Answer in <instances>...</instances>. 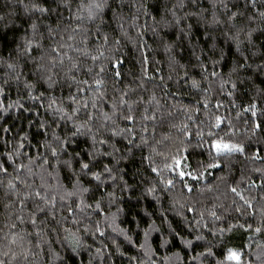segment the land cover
I'll list each match as a JSON object with an SVG mask.
<instances>
[{
  "label": "trees",
  "instance_id": "trees-1",
  "mask_svg": "<svg viewBox=\"0 0 264 264\" xmlns=\"http://www.w3.org/2000/svg\"><path fill=\"white\" fill-rule=\"evenodd\" d=\"M84 2L87 3V0ZM119 2L120 0H112L113 10ZM32 3L54 7L51 0H23V4L31 6ZM80 3L81 0H69L71 11L63 7L60 9L65 26L71 24L75 27L77 22L71 20L70 16L76 12ZM181 3L183 7L180 6ZM228 3L233 11L239 8L245 15L229 22L218 0H195V3L193 0H123V7L119 9L124 17L123 30L112 19V10L106 9L104 19L107 23L102 31L109 35L105 48L111 51L106 50L105 56H116L123 61L119 65L122 76L118 80L114 79L111 64L108 60H103L108 69L103 74L105 99L95 110L91 108V91L80 94L78 99L83 97L84 101L89 102L87 111L96 112L93 129L95 131L100 128L98 139L102 137L109 141L106 145L97 144V147L102 153L112 152V156L98 154L92 160L86 155L91 150V139L81 136L77 138L76 144L59 153L60 163H57V158L52 157L46 143L59 148L52 140L51 133L56 131L63 137L68 134L72 125L57 118V123L61 126L56 127L53 115L47 108L48 97H55L57 106L71 112L75 105L67 97L75 92V85L69 88L70 81L66 79L65 71L58 68L54 70L58 73L54 79H58L59 83L49 89L33 71L32 61L21 56L17 48V45H23L25 38H28L33 39L34 44L39 42L44 50H48L51 41L47 38L46 31L41 28L44 37L37 34L33 38L29 25L31 20L39 23L40 19L44 23L54 24L57 17L49 14L42 18L39 13H35L31 14L30 20L20 0H0V16L4 17L0 20V85L5 79L9 80L0 99L5 106L19 101L29 109L24 111L14 105L7 113L0 111V163L8 168V175L0 173V247L6 243L5 235L9 232L10 225L16 223L15 231L24 229L33 234L29 237L33 244L36 242L37 228L42 230L44 240L48 241L41 245L42 251L37 250L38 256L30 257V264H61L54 253L60 254L64 264H88L97 248H101L103 258L93 259L92 264H217V261L234 264L225 260L229 248L242 253L243 264H264V187H261L264 173L254 170L264 169V159L246 158L251 157L256 149H260V155L264 157V75L251 71L232 73L242 56H248L249 63L253 66L261 62L260 54L264 52V20L259 18L258 12L264 10V0H257L256 8L246 7V0H228ZM142 4L144 8H141ZM134 16L138 17L135 21L132 19ZM248 16H255L256 19L249 21ZM215 19L221 23H214ZM83 26L95 32L94 23L85 20ZM248 31H252L250 40L247 37ZM117 39L120 41L119 45L114 43ZM93 41L89 48L95 55L97 44H103V41H95L94 37ZM70 54L79 57L84 64H92L90 59L77 53ZM32 55L38 56L39 51H34ZM197 56L200 57L199 60ZM144 57H147V63H143ZM214 61L219 63L214 64ZM8 63H17V71L21 73L19 81L13 79L15 73L8 69ZM201 64L207 71L201 68ZM212 71L219 75L211 76ZM93 75L94 73L84 71L76 73L77 79L90 81ZM192 80H196L199 87H192ZM232 82L237 84L235 89ZM26 83L34 85L31 89L34 95L44 93L43 106L41 102L29 99ZM126 88L130 89V101L142 98V103L137 106V135L133 145H129L123 137H112L107 128H101L104 121L100 112L111 114L113 99L120 95L119 90ZM152 95L160 101L158 110L155 103H149ZM253 103L256 104L255 117L251 111L245 110ZM144 108L149 109V114L157 110L158 119L146 122L148 132L143 135L148 139V144L136 147L140 144L139 117ZM217 116L222 121L219 128L214 126ZM84 119L85 110L81 109L79 122ZM29 121L32 122L31 125ZM41 121L48 123L47 136L44 134L45 130L39 128ZM116 123L120 127L131 126L119 119ZM255 123H260L261 127L254 131ZM183 125L188 126L190 137L178 131ZM5 127L10 132L4 133ZM198 132L203 133V136L198 135ZM209 132L213 135L209 136ZM24 134H27L28 139L24 141L25 147L20 149L22 155L14 154L15 163L8 161L5 154L14 152L17 142ZM214 139L243 144L245 155L234 153L220 157L222 167L207 168L209 163L214 162L208 151L210 141ZM181 141L184 142L183 145ZM76 152H80L81 156L72 160V167L65 166L63 161ZM45 156L49 163L42 169L40 165ZM145 156L151 159H143ZM29 157L34 160L31 167L36 173L28 178L29 183L34 182L35 187H40V175H43L45 188L42 190L57 197L56 220L59 223L53 222L50 215L38 214L37 227L34 228L28 222L29 212L35 210L31 200L23 212L25 223L20 224L15 220V216L20 214L19 204L14 203L17 197L9 190L8 180L15 175V164L27 165ZM173 157L180 160L179 168L175 166ZM80 159L90 162L91 171L103 173V166L107 164L113 169L115 179H110L104 173L102 183L94 181L90 175L80 172ZM167 165L172 167H166ZM153 167L158 172H152ZM181 170L191 172L192 175H186L181 180L178 175ZM193 176L197 178L193 179ZM77 178L83 187L90 189L89 192L81 193L74 187ZM168 180H172L173 185L166 188ZM125 182L131 186L130 190H124ZM185 184L191 187V192H188ZM149 187H155L156 192L149 195L146 192ZM232 187H237L245 198L250 199L253 207L247 208L231 191ZM17 188L23 191V186L19 183ZM72 192L76 194L69 196L68 193ZM108 193H113L114 196L110 197ZM61 196L65 198L63 201L60 200ZM81 199L85 204L93 206L96 201H100L103 212L97 214L91 209H85L84 213L76 214V219L81 223L74 224L67 206L75 207ZM190 207L195 210L188 211ZM237 207L241 208V212L236 211ZM212 211L221 219L215 220L210 215ZM105 215L108 217L107 223ZM96 221L105 230L103 237L99 234L95 237L92 235ZM84 224L90 225L88 233L83 232ZM109 224L124 229L131 237V242L118 232H113ZM230 224L236 227L223 234L218 231L221 228L227 229ZM239 225L245 227L241 228ZM258 227L260 232L255 231ZM52 228L56 231H52ZM65 228L82 238L83 246L79 255H74L69 250L64 240L67 235ZM77 228L80 229L79 232ZM145 231L148 232L147 238ZM214 231L215 235L212 234ZM197 236H203L204 239L197 240ZM113 239L120 244L123 255L116 252ZM187 241H192V244L189 246ZM141 244L144 248L140 247ZM208 247L212 248L213 256L207 255ZM201 253L204 255H200ZM132 257L135 260L130 259Z\"/></svg>",
  "mask_w": 264,
  "mask_h": 264
},
{
  "label": "snow or ice",
  "instance_id": "snow-or-ice-1",
  "mask_svg": "<svg viewBox=\"0 0 264 264\" xmlns=\"http://www.w3.org/2000/svg\"><path fill=\"white\" fill-rule=\"evenodd\" d=\"M20 3L23 5L25 13L29 14V19L31 20V14L39 13L40 17H47L49 14L55 15L57 17L55 23H44L43 19L39 20V23L37 20H31V23L29 25L31 33L33 38L39 34L41 38L44 37V33L40 31L41 28H43L47 33V38L51 41L50 47L48 50H44L43 46L36 42L34 44L33 39L25 38L23 45H17L18 52L21 56L27 57L28 60L32 61L33 63V71L40 77V79L45 82L48 85L49 89L54 88L58 83V79H54L55 76L58 75V73L54 70L61 69L65 71V77L69 83V88H71L73 85H75V92L70 93L67 97V99L71 102L72 105H75V107H72L71 112H69L66 108L62 106H57V100L55 97L49 96L48 97V103L47 108L51 111L53 115V123L56 124V127H60V123H57V118L61 122L68 123L70 122L72 125V128L69 129L68 134L65 136L59 135L56 131H53L51 133L52 140L59 145V148L52 147L50 143H46V146L50 148L52 157L57 158V163H60L58 157L59 153L61 151H66L69 146L72 144L77 143L78 137H86L91 139V150H89L86 155L89 156L92 160H95L96 156L99 155H107L112 156V152H104L102 153L101 150L97 147V144L99 145H106L109 143L108 139L105 138H99L100 128H97L95 131L93 129V121L96 120L97 115L95 111H87L89 108V102L84 101L83 97L78 99L80 97V94L86 93L88 91H91L93 93V98L91 99V108L95 110L97 108V105L105 99V92L104 89V78L103 74L108 70L106 65L103 63V60H108L109 64H111V71L113 73L114 79H119L122 76V73L119 71V65L122 64V60L119 57L116 56H105V51H111L110 49H106L105 46L109 42V35L106 32L102 31V28L106 25V21L104 19L106 12V9L112 10V19L116 21L117 27L123 30L124 28V17L119 11L120 8L123 7V0H120L119 3L116 5V9H112V0H87V3L84 2V0H81V3L79 4V7L76 9V12L73 13L70 16L71 20L76 21L75 27H72L71 24L64 25L63 24V17L60 13V9L67 8L69 11H71L69 0H51L52 5L54 7H47L42 4L38 3H32L31 6L27 4H23V0H20ZM193 3H195V0H193ZM219 5L224 9L225 13L227 14V20L229 22L235 21L238 17H243L245 13L243 11H240L239 8H236L235 5H233V8H236L235 11L232 10V8L229 7L228 0H218ZM257 0H246V7L250 6L252 8H256ZM183 7V4L180 5ZM141 8H144V5H141ZM174 14V13H173ZM145 15H147V10L145 9ZM258 16L260 19L264 20V10H261L258 12ZM4 17L0 16V20H3ZM133 21L138 19V17H132ZM256 19L255 16H248V20H254ZM87 20L91 23L95 24V32L93 33L89 28L83 26V22ZM99 21V23H96ZM216 24L221 23L220 20L215 19L213 21ZM179 23V20H177V24ZM135 27V24L132 25ZM153 31H155L153 29ZM183 31V30H182ZM227 36V33H225ZM77 37H79V41L77 42ZM93 37L95 41L102 40L103 44H97V47L95 48V52L97 54H92V50L89 48V44L94 42ZM247 37L249 40L252 37V31L247 32ZM232 39H235V37H231ZM71 41L72 43H69ZM116 45L120 44V41L117 39L114 41ZM239 47V44L237 45ZM214 47V45H213ZM34 51H39L38 56H33L32 53ZM70 53H77L79 56L84 57L85 59H90L92 61L91 65L84 64L83 61L79 59V57L73 56ZM253 55L255 56L256 53L254 52ZM261 62L255 64L253 66L252 63H249V57L248 56H242L241 61L236 62V66L232 69V73L238 74L240 71H251L258 75H264V52L260 54ZM197 60L200 59L199 56L196 57ZM221 58H223L221 53ZM67 61V65H66ZM27 63V61H25ZM99 62V63H97ZM143 63H147V57L143 58ZM215 63H219V61H214ZM204 71H207V69L204 67L203 64L200 65ZM8 69L12 70L15 75L13 76V79L16 81L20 80L21 73L17 71L18 65L17 63H8L7 64ZM98 70H95L97 69ZM81 71L87 72L89 74H93V77L91 81L89 79H77L76 73H79ZM211 76L216 77L219 75L216 71H212L210 73ZM187 76V72H185V77ZM171 77H169L170 79ZM207 77H205L206 79ZM192 87L197 88L199 87V83L196 80H192ZM9 80L5 79L3 81V84L0 85V96H3L6 91V86H8ZM26 86L29 88L28 97L29 99L33 101L41 102V106H43V99H44V93L41 92L39 95H34L31 91L32 88H34V85L27 84ZM143 85L141 84V87ZM232 87L235 89L237 87V84L235 82H232ZM120 95L118 97H115L113 99V102L111 103V114L109 112L101 111L100 115L103 117L104 123L101 124V128H107L110 132L112 137H123L125 140H127L129 145H133L135 143L136 138V130H135V124L137 122V106L142 103V98L139 100H129V91L130 89H124L119 90ZM207 91V89H205ZM167 95V93H166ZM231 95V93H229ZM149 103H155L159 108L160 101L156 98L155 95H152L149 99ZM17 106L18 108L28 111L29 109L25 108L23 104H20L19 101H16L14 103H9L5 106L4 101L0 99V111L7 113L9 109ZM205 106H207V103H205ZM220 105L218 104L217 107ZM81 109L85 110V119L83 122H79V113ZM157 110H154L149 114V109L144 108L143 112L140 114L139 117V123L141 128V135H140V144L136 145V147H140L141 145L148 144V139L146 138L144 133L148 132L147 123L148 121H156L158 119L157 116ZM246 111H251V114L253 117L257 115L256 112V104L253 103L249 106L248 109H245ZM168 115L170 116L171 113L169 112ZM2 118V117H0ZM123 120L127 124L131 126L126 127H120L116 120ZM191 119V117H189ZM221 118L219 116L216 117V123L215 127L219 128L221 124ZM31 121H29V125H31ZM47 127L48 123L47 121H41L39 124V128L44 131V134L47 136ZM173 127H176L173 125ZM261 127L260 123L254 124V131L256 129H259ZM178 131L183 133L186 137H190L191 133L188 131V126L183 125L181 126ZM4 133L10 132V129L5 127L3 128ZM198 135L201 137L203 136V133L198 132ZM209 136H212L213 133L209 132ZM28 139L27 134H24L20 137V140L17 142V147L15 148L14 152L9 151L5 155L7 157V160L10 162L15 163L13 157L14 154L16 156L22 155L20 152V149H23L25 147L24 141ZM7 143V141H6ZM184 142L181 141V145H183ZM114 151H118L114 149ZM131 151V149H129ZM154 151V149H153ZM184 151H187L186 148H184ZM209 156L213 158L212 163H209L207 165V168H220L222 167L220 157L223 156H231L234 153H239L241 155H245V146L241 143H232V142H225L222 139H214L210 141V147L208 149ZM260 149H256V151L252 154L251 157H246L253 160H262L264 157L260 155ZM214 154V155H213ZM81 156L80 152L74 153V156H71L68 160L63 161V164L67 167H72V160L74 158H78ZM145 160H150L151 157L145 156L143 157ZM175 166L179 168L180 166V160L173 157ZM34 163L33 158H28V164L19 163L15 164L14 172L15 175L11 177V179L8 180V188L12 192L16 194L17 200L14 203L19 204V212L20 214H17L15 216V220L19 221L20 224L25 223V217L23 215L25 207H27L28 201H32L34 204V211H30L28 215V222L31 223V225L36 228L37 227V220H38V214H45L50 215L52 218V221L55 223H59V221L56 220V205H57V197L54 194H50L47 190H42L45 188L44 183V177L43 175H40L41 185L40 187H35L34 182L29 183L28 178L35 176L36 173L33 172V168L31 165ZM49 163V160L47 156L43 157V161L40 165V167L43 169L44 165H47ZM79 166H80V172L84 175H90L91 178L94 181L97 182H103L102 176L104 173L108 174V177L110 179H115V177L112 175L113 169L110 168L107 164L103 166V173L100 171H91L90 162H85L83 159L79 160ZM166 167H172L171 165H167ZM256 172L264 173V169L256 168L254 169ZM152 172L156 173L158 172V169L153 167ZM0 173H3L5 175H8V168L5 166L4 163H0ZM50 175V174H49ZM179 177L181 180L184 176H191V172H185L183 170L178 172ZM200 175H203V173H200ZM197 177L193 176V179H196ZM17 183L23 186V191L17 188ZM255 182H253L254 184ZM173 185L172 180H168L165 184L166 188H169ZM74 187H77L78 190L81 193L89 192L90 189L87 187H83L81 181L77 178ZM261 187H264V179L261 181ZM185 188H187L188 192H191V187L187 184H185ZM131 186L125 182L124 184V190H130ZM231 191L235 193L236 196L240 198L241 201H243L244 205L247 206V208H252V201L250 199L245 198V196L238 191L237 187H232ZM146 192L149 195H152L156 192L155 187H149L146 189ZM76 193H68L69 196L75 195ZM110 197H113V193H108ZM65 198L63 196L60 197V200L63 201ZM85 209H91L92 212H95L97 214H100L103 212V209L101 207L100 201H96L94 206L91 204H85L83 199L80 200L79 203L75 205V207H72L71 205L67 206V212L73 216V223L74 224H80L81 221L76 219V214L84 213ZM193 208H188V211H194ZM118 211H121V209H118ZM237 212H241V208H236ZM243 214V213H242ZM210 215L215 220H220L221 217L216 214L215 211L210 212ZM63 219V217H62ZM201 219H203V213H201ZM108 217L105 215V222L107 223ZM112 228L113 232H118V234H121L124 236V238L131 242V237L127 235L126 231L124 229H118L116 227H112L111 224L108 225ZM236 225L230 224L227 229H219L218 231L223 234L225 231H231L233 228H235ZM239 227L243 228L244 225H239ZM248 228H251V225L247 226ZM17 228L16 223H12L10 225L9 232L5 235V241L4 245L0 247V264H30V257H36L39 255V252L37 250L42 251L41 248L42 244L48 243V241L44 240L43 238V232L39 228H37V231L35 233L36 236V242L33 244V241L29 239L30 236L33 234L30 232H26L24 229H21L19 232L15 231ZM52 231H56L55 228L51 229ZM90 225L84 224L83 225V232L88 233L90 231ZM80 229L77 228V232H79ZM256 232H260L261 229L258 227L255 229ZM64 232L67 233L65 235L64 240L68 244V248L74 255H79V251L81 247L83 246V241L80 236L76 234V232H72L70 229L65 228ZM96 234H99L101 237L105 235V230L101 227V224L99 221L95 222L94 225V231H92V235L95 237ZM215 235V231L212 233ZM148 232L145 231V237L147 238ZM197 240L204 239L203 236H197ZM113 245H115V250L120 255H123V253L120 251V244L113 239L112 240ZM189 246L192 244V241L186 242ZM107 247V245H105ZM141 248H144V245H140ZM206 253L208 256H213L214 253L212 251L211 247H208L206 249ZM55 258L61 262V264H64L63 258L60 256L59 253H54ZM200 255H204V253H201ZM103 258V252L101 248H97L95 250V256L90 257L88 264H92V260L95 258ZM132 260H135V257L130 258ZM225 260L228 262H234V264H243L242 261V253L234 248H229L226 251ZM143 264V262H141ZM217 264H224L223 261H217Z\"/></svg>",
  "mask_w": 264,
  "mask_h": 264
}]
</instances>
